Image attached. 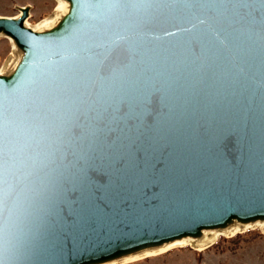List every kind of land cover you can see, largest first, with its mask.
<instances>
[{
  "label": "water",
  "instance_id": "water-1",
  "mask_svg": "<svg viewBox=\"0 0 264 264\" xmlns=\"http://www.w3.org/2000/svg\"><path fill=\"white\" fill-rule=\"evenodd\" d=\"M64 2L41 30L0 15V264L264 222V0Z\"/></svg>",
  "mask_w": 264,
  "mask_h": 264
},
{
  "label": "rangeland",
  "instance_id": "rangeland-1",
  "mask_svg": "<svg viewBox=\"0 0 264 264\" xmlns=\"http://www.w3.org/2000/svg\"><path fill=\"white\" fill-rule=\"evenodd\" d=\"M29 5V15L26 21L35 23L50 14L56 0H33ZM12 15L19 11L16 2ZM26 5V4H23ZM10 51L9 40L0 36V65ZM154 259H146L154 264H264V230L253 226L237 231L230 236H219L210 246L196 249L189 244L176 245L154 254ZM149 257V256H148ZM150 258V257H149ZM140 259L123 264L141 262Z\"/></svg>",
  "mask_w": 264,
  "mask_h": 264
},
{
  "label": "bare ground",
  "instance_id": "bare-ground-1",
  "mask_svg": "<svg viewBox=\"0 0 264 264\" xmlns=\"http://www.w3.org/2000/svg\"><path fill=\"white\" fill-rule=\"evenodd\" d=\"M67 4L66 2H64V0H56V5L53 8L52 12L50 14H48L47 16H45L44 18H42L41 20L35 22V23H28L27 21L26 24L30 25L33 29L35 30H41V29H45L49 26H51L52 24H54V22L60 17V15L64 12V10L66 9ZM10 42V51L8 53V55L6 56L5 60L2 62V64L0 65V72L1 71H7L9 69H11L15 63L17 62V60L20 58V53H18V50L15 48V46L11 45V41L10 39H8ZM7 69V70H6ZM248 226H252V225H246L243 227H240L238 225H234L233 227H228L227 229L221 231V230H216V231H206L204 232V235L200 238V239H195L192 240L190 238H184L182 240H178V241H174L172 243H168L165 244L155 250H151V251H144V253H140V254H135L133 256H129V257H125L122 259H119L117 261H111L109 263L106 264H116L120 261H124L126 259H137L140 258L142 256H149L151 254H157L160 253L170 247L176 246V245H184V244H189L190 246H193L196 249H203L207 246H210L219 236H224L227 234H232L234 232L237 231H242L241 229H244L245 227L247 228ZM253 226H258V227H262L264 230V222H256L255 224H253Z\"/></svg>",
  "mask_w": 264,
  "mask_h": 264
},
{
  "label": "crops",
  "instance_id": "crops-1",
  "mask_svg": "<svg viewBox=\"0 0 264 264\" xmlns=\"http://www.w3.org/2000/svg\"><path fill=\"white\" fill-rule=\"evenodd\" d=\"M16 2L19 5H23V4H27V3H32L33 0H0V15H7L10 16L12 15V10L14 8V4H16ZM155 256V255H153ZM153 256H149L146 259H154ZM146 259H140L141 262H134V263H129V264H154L156 262V260L153 262H148ZM139 261V260H136Z\"/></svg>",
  "mask_w": 264,
  "mask_h": 264
}]
</instances>
